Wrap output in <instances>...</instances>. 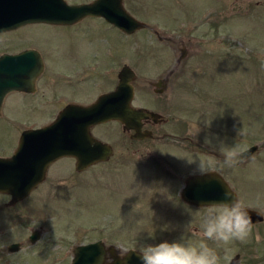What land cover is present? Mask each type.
<instances>
[{
	"label": "rangeland",
	"instance_id": "rangeland-1",
	"mask_svg": "<svg viewBox=\"0 0 264 264\" xmlns=\"http://www.w3.org/2000/svg\"><path fill=\"white\" fill-rule=\"evenodd\" d=\"M122 4L133 18L145 24L144 28L125 35L95 17L84 19L73 28L29 25L11 33V50L24 42L39 46L47 54L48 70L54 73L72 59L86 60L84 46L95 52L98 46L109 44L112 71L126 64L135 72L134 86L138 88L142 77L158 75L159 68L153 66L152 55L172 53L177 58L181 39L185 44L191 43L190 51L176 68L173 107L160 110L166 117L173 116L174 121L151 127L153 134L183 133L184 124L189 123L191 128L197 122L201 132L194 140L199 143H210L209 131L218 128L222 132L223 152L230 143L242 148L259 147L235 167L221 168L209 157L185 156L177 151L186 150L184 147L160 146V138L129 141L118 123L96 127L94 134H101L112 146V157L80 172L60 173L59 189L50 190L48 180L33 192L29 202L21 206L27 209L30 219L26 226L11 221V241L23 238L30 227L40 229L42 240L52 237L65 249L95 239L106 240L113 247L124 244L138 251L147 238L153 239V245L165 241L196 244L205 208L190 209L176 204L169 219L161 221L157 218L162 216L154 214L158 200H154L156 193L152 197L147 186L156 190L152 175L160 169L143 164L142 160L151 150L158 149L177 169L189 168L185 173L197 172L198 160L210 161L208 168L220 170L231 188L236 187L238 200L263 215L261 223L252 225L245 242L233 241L219 247L208 243L216 248L220 264H264V0H122ZM157 36L171 40L159 42L155 40ZM56 45L62 46L60 54L53 52ZM7 48L8 39L0 36V50ZM62 53L71 58H61ZM56 89L63 90L60 85ZM5 101L11 124L0 120V153L13 146L20 129L31 119L44 121L50 117L47 108H29L28 99H16L13 95L11 104H8L10 97ZM146 159L149 160L147 156ZM52 175L49 173L47 177ZM184 214L187 222L182 221ZM172 219L176 220L174 235H160L158 223ZM69 236L74 239H68ZM226 256L230 259H225Z\"/></svg>",
	"mask_w": 264,
	"mask_h": 264
},
{
	"label": "flooded vegetation",
	"instance_id": "flooded-vegetation-1",
	"mask_svg": "<svg viewBox=\"0 0 264 264\" xmlns=\"http://www.w3.org/2000/svg\"><path fill=\"white\" fill-rule=\"evenodd\" d=\"M88 1H73V2H66L67 4H79V3H86ZM92 16H85L78 20L77 22L71 24H50V23H32V24H25L23 26H19L15 29H10L5 32H1L0 36L5 37L8 39V48L0 50L1 54H16L23 50H30L36 54L39 60V70H36L31 83L27 85L25 90H13L8 92L2 99L0 103V120L4 123L11 124V115L6 114V98L10 97V101L8 104H11V96L15 95L16 99H28L30 104H27L29 108H41V109H48L50 110L49 113L50 117L46 120L38 121V119H32L29 121V124H25L21 129L20 133L26 129H38L44 126L50 125L58 113L65 108L70 106H82L86 107L93 104L97 98L102 95L113 91L117 85V74L119 69L126 65L122 64V66L117 69L115 72L112 71V59L110 45L105 44L104 46H98L96 51H90V47L86 48L84 46V51L87 59L86 60H75L72 59L69 61L68 65L65 68H61L60 70L55 71L52 73L48 70L49 62L47 60V54H45L41 48L37 45L31 43H25L24 45L14 48L11 50V33H16L21 31L23 28L29 25H47L54 28H73L80 24V21L87 19ZM104 21L100 17H95ZM105 22V21H104ZM106 23V22H105ZM109 27H113L110 24ZM115 28V27H113ZM118 30L117 28H115ZM142 29V28H141ZM119 33H123L118 30ZM125 34V33H123ZM127 35V34H125ZM157 35V34H156ZM170 41L171 38L168 37H160L157 36L155 40L157 41ZM53 44V43H52ZM126 44V42H125ZM84 45H90V43H85ZM173 46H175L173 44ZM179 46V55L177 58H174V55H159L154 54L152 57L155 59L153 62V66L159 68V72L157 76L151 77V74L148 76L142 77L140 81V86L136 88L134 86V82L137 80L135 72L133 71L134 77L130 81V85L132 87V97L130 99V107L132 108H141L145 111L151 112L156 116L151 117L147 116L145 118L140 119V130H147L150 132V136H146L139 139H133L130 135L133 134V130H126L123 129V125L117 120H108L103 123H97L92 125L89 128V134L93 136L95 139L102 143H106L109 145L111 149V154L108 156L107 160L104 161H97L93 164H90L85 169L91 168L98 163H106L113 155V148L112 146L102 137L101 134L98 135L94 134V128L101 127L107 123L114 122L118 123L122 133L129 141L140 142L144 140H151L152 138L162 139L161 145L171 146L175 144L176 146L184 147L186 150H177L178 152L187 155H197L198 157L201 154L203 156L209 157V160L212 161L218 167L225 166L223 163V140L221 145V131L220 129H212L211 135L207 138L210 143H199L194 140L193 137L189 135L190 125L184 124V131L183 133H165L154 135L151 127L160 124H168L174 121V117H166L164 116L160 110H166V107L171 106L173 107V102L175 101V72L176 68L181 59L185 58L189 51L191 43L185 44L183 40L178 41ZM62 46L56 45V48L53 50L54 53L60 54ZM175 50V49H174ZM173 50V51H174ZM126 51V50H125ZM126 53H122L121 55H125ZM49 55V54H48ZM70 59L71 57L66 54H61V58ZM105 58L106 61L102 62L101 59ZM169 58V60H168ZM148 61V60H141L140 62ZM139 62V64H140ZM143 67H147L150 69L152 66L148 67V65H143ZM153 68V67H152ZM143 72V70H142ZM114 75V79H113ZM60 85L63 90L56 89V87ZM168 95L167 96L165 95ZM38 105V106H37ZM26 107V105H25ZM45 114V115H47ZM44 115V116H45ZM43 116V117H44ZM63 123V122H62ZM71 129L63 128L61 129V134L63 131H70ZM19 133V135H20ZM107 134V133H105ZM68 135V134H67ZM18 139L13 144V146L7 150L6 152L0 153V157L6 158L11 156L18 145ZM236 143V141H234ZM74 147V142L69 143ZM264 144V143H263ZM234 146L233 143L226 145V148ZM251 146V145H250ZM172 147V146H171ZM249 147V146H248ZM246 147V148H248ZM259 146L257 145V148ZM244 148V149H246ZM256 148V150H257ZM176 150V149H175ZM189 150V152H188ZM255 150V151H256ZM160 150L153 149L145 155V158L142 160L143 164L152 165L157 169L152 175L153 184L155 185L156 190L150 189V185L147 186L148 190L153 197L154 192L155 199L158 200L157 206L158 208L154 211L155 215H160L162 218H157V220L161 221L163 218L169 219V213L174 211V205L178 204L183 206L184 208H203L202 206L193 205L184 201L181 197V190L184 186L185 179L191 175H198L197 172H189L185 173V171L189 168L183 167L182 169H177L173 164L169 163L164 156L161 155ZM149 158V160L146 159ZM201 157V156H200ZM250 157V156H249ZM248 157L244 160H247ZM243 160V161H244ZM207 161V162H210ZM242 162V161H241ZM240 163V162H239ZM227 167V166H226ZM83 169V170H85ZM71 170L74 172H80L75 170V158L73 156L64 155L60 156L54 160H52L45 169L44 178L42 181L37 183L34 188H32L29 193L22 199L14 202L11 204V195L5 192H0V264H68L71 258V249L73 248L74 244L64 247L62 243L55 242L52 237H46L42 240V235L40 233V229L30 228L28 234H26L23 238L19 240L11 241V221L13 222H23V225L26 226L27 222L30 219V216L27 213V209L23 210L22 205L29 202V197L32 195L33 192L38 190L44 183L48 180L50 182L49 189H59L58 177L60 173L68 172L71 174ZM82 171V170H81ZM208 172H213L219 175L222 179V174L220 170L215 168H208ZM49 173H53L50 177H47ZM233 176L234 173H233ZM72 178V177H71ZM225 181V179H223ZM229 188L235 193L236 199L239 198V193L236 187L231 188L229 183L225 181ZM74 184V183H73ZM178 186L176 187V185ZM167 185V186H165ZM172 191V192H171ZM170 193L172 197H170ZM149 197V195H148ZM151 197V198H152ZM144 198V197H143ZM150 198V197H149ZM150 198V199H151ZM148 200L147 198H144ZM174 199V200H173ZM25 208V206H24ZM250 210L256 209L248 208ZM168 211V212H167ZM162 212H166V214H162ZM2 213V214H1ZM260 213V212H259ZM261 214V213H260ZM164 215V216H163ZM253 222L252 225H257L263 221ZM186 214H184L182 221L187 222ZM175 221L176 220H167L158 223L160 228L159 233L160 235L163 234L164 237H169L170 235H174L175 229ZM178 225V223L176 224ZM182 226V224H181ZM7 228V231H6ZM32 238V241L30 237ZM173 237V236H171ZM163 238V237H162ZM166 239V238H164ZM171 239V238H170ZM42 240V241H41ZM101 241L103 246H113L112 244H106V240L95 239L94 241ZM24 241H28V244H23ZM91 241V242H94ZM153 239L147 238L142 244L144 246L153 245ZM12 244H16L12 247ZM138 244V242H137ZM76 245V244H75ZM133 249V248H131ZM68 252V258L66 259L65 251ZM135 251H138L134 248ZM66 259V260H65Z\"/></svg>",
	"mask_w": 264,
	"mask_h": 264
},
{
	"label": "water",
	"instance_id": "water-1",
	"mask_svg": "<svg viewBox=\"0 0 264 264\" xmlns=\"http://www.w3.org/2000/svg\"><path fill=\"white\" fill-rule=\"evenodd\" d=\"M85 16L100 17L125 34L145 27L143 22L133 18L125 10L122 0H91L79 4H67L65 0H0V33L32 23L71 24ZM39 63L36 54L30 50L0 55V103L8 92L25 90L35 71L39 70ZM133 77V71L124 65L118 71L117 85L113 91L100 95L89 106L65 108L48 126L26 129L20 133L15 152L9 157H0V192L11 195V204L24 198L42 181L46 166L60 156H73L76 171H81L94 162L107 160L111 154L109 145L89 134V128L94 124L117 120L123 125V129L134 131L130 135L133 139L150 136L149 131L140 130L139 121L156 115L141 108L130 107V81ZM68 127L71 130L63 131L66 134L63 136L61 129ZM72 141L74 147L69 144ZM256 148L257 145L246 148L241 161L249 157ZM226 189L231 190L213 172L204 176L191 175L185 179L181 197L187 203L204 206L221 202ZM231 192L235 196L232 190ZM247 211L252 223L262 220L259 212L250 209ZM32 238L31 236V241ZM15 245L12 244V247ZM102 247L99 240L76 244L71 249L68 264H96V257ZM109 247L111 250L113 246ZM116 264H120V261L117 260ZM128 264H140L136 253H131Z\"/></svg>",
	"mask_w": 264,
	"mask_h": 264
},
{
	"label": "clouds",
	"instance_id": "clouds-1",
	"mask_svg": "<svg viewBox=\"0 0 264 264\" xmlns=\"http://www.w3.org/2000/svg\"><path fill=\"white\" fill-rule=\"evenodd\" d=\"M200 132L196 122L191 126L189 135L195 139ZM244 152L245 149L239 145L226 148L223 152L224 165L235 167L243 158ZM196 167L199 176L208 174L206 160H198ZM223 198L221 202L202 206L206 211L197 233L196 244L165 241L144 246L139 251L124 244L112 247L111 250L109 246H103L96 257V264H116L117 260L120 264H128L131 253L137 254L140 264H220L216 248L208 242H213L217 247L226 246L233 241L245 242L252 231L251 217L245 204L236 199L228 189L223 192ZM67 238L74 239L73 236ZM225 259H230V256Z\"/></svg>",
	"mask_w": 264,
	"mask_h": 264
}]
</instances>
